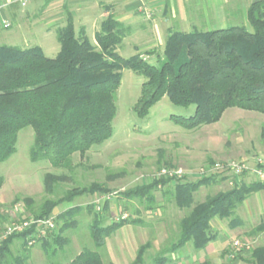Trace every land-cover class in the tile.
I'll list each match as a JSON object with an SVG mask.
<instances>
[{"label":"trees","instance_id":"trees-1","mask_svg":"<svg viewBox=\"0 0 264 264\" xmlns=\"http://www.w3.org/2000/svg\"><path fill=\"white\" fill-rule=\"evenodd\" d=\"M246 20L252 31L245 26L171 31L165 41L163 58H159V67L143 54L124 58L117 52L131 28L113 15L103 20L92 42L84 28L76 32L74 18L68 13L65 24L56 28L60 50L55 58L47 57L39 46L22 49L0 45V164L15 154L18 134L29 126L34 130L31 161H48L55 168H70L75 154L85 157L93 147L111 139L117 112L116 93L125 69L145 78L134 107L141 118L165 96L174 105L195 106V113L190 117H170L174 124L186 130L219 122L229 108L264 114V0L252 1ZM64 179L63 175L47 174L46 191L53 193L55 185ZM225 179L226 176L213 175L181 182L157 175L151 183L122 192L118 201L137 200L146 213L157 209L158 191L170 195L179 209L189 211L179 222L175 242L162 249L151 263L145 259L151 244L144 243L131 264H172V255L188 243L198 252L205 250L218 238L211 224L215 218L228 220L232 230L242 226L243 221L235 216V211L251 195L264 190L263 182L235 180L230 189L209 195L194 205L196 192L202 187L219 185ZM3 185L4 178L0 176V189ZM110 193L111 189L94 182L72 188L57 200L46 199L37 210L32 209L31 199L24 202L33 218L43 219L53 217L61 204H73L82 196ZM98 206V203L86 207L74 205L54 216L58 228L56 225L55 230L36 242L48 259L68 245L70 240L64 234L78 227L75 217L84 209L92 215L90 234L96 249L105 247L107 239L126 226L147 225L141 218L131 216L114 220L110 200L99 211ZM3 221L6 220L0 213V222ZM29 233L0 241V264H27L26 250L36 244L29 245ZM261 234H264V218L250 231L253 237ZM17 239L23 252L14 256L12 246ZM241 240L250 242L248 238ZM230 255L233 261L264 264V244L251 248L249 258L241 253ZM59 264L114 263H105L98 251L84 249L71 261Z\"/></svg>","mask_w":264,"mask_h":264},{"label":"rangeland","instance_id":"rangeland-1","mask_svg":"<svg viewBox=\"0 0 264 264\" xmlns=\"http://www.w3.org/2000/svg\"><path fill=\"white\" fill-rule=\"evenodd\" d=\"M244 1L246 0H239V13L230 16L226 23L216 22L211 24L212 28L205 26L201 29L215 30L245 26L248 31H252L246 20ZM24 10L30 11V7ZM11 25L9 29H5L0 18V45L22 49L39 46L49 58H55L58 54L60 44L57 40L56 28L63 25L57 26L51 35H45L42 28L32 32L25 28L20 29L15 22ZM23 25L25 27L26 20ZM79 30L77 28L76 32L78 33ZM126 38L117 52L122 57L129 58L138 54L134 50V45L140 44L143 38L138 40ZM142 53L144 51L140 52ZM144 58L159 67L161 65L159 58H163V50H160L152 60L147 55ZM144 81L143 76L132 70L122 71L121 85L116 93L117 112L113 121L112 138L102 145L93 147L85 157L75 154L70 168H55L48 161L32 162L30 151L34 143V130L30 126L22 129L18 134L15 154L0 164V176L4 178V185L0 189V213L4 216L5 223L16 222L19 218H31L33 215L28 212L24 200L31 199L32 209L37 210L46 199L57 200L72 188L98 182L111 189L112 193L82 196L73 204H61L54 210V216L74 205L86 207L90 203H98L103 206L106 200H110L114 220L131 216V218H141L147 225L126 226L108 238L105 247L96 249L90 234L92 215L84 209L75 217L78 227L65 232L64 236L70 242L63 250L48 259L40 245L36 243L34 247L26 250L27 264L67 263L84 249L98 251L105 263L114 260L117 264H131L137 249L147 242L152 248L147 252L145 259L147 263H151L162 249L169 247L178 239L179 222L189 211L179 209L170 195L158 191L156 192L157 209L153 213H146L137 200L130 203L124 200L118 201L122 192L137 185L151 183L163 168H182L187 174L180 181L193 182L200 177L193 175L192 172L210 163L238 160L253 166L258 160L264 159V114L229 108L219 122L186 130L174 124L170 117L171 115L190 117L195 113V106H177L165 96L150 109L146 117L141 118L136 115L134 107L140 97ZM47 174L65 177L55 185L53 193L46 191ZM226 178L219 185L202 187L196 192L194 205L203 202L209 195L230 189L236 178ZM239 180L248 183L256 181L249 174H244ZM258 196L260 195L257 193L251 195L248 202H255ZM17 204L20 205L22 212L12 215L10 211ZM125 206L127 210L124 209ZM242 207L243 205L239 206L235 211L236 217L239 216ZM211 224L214 230H217V240L207 249L199 252L188 243L178 253L172 255L174 261L177 260L176 264L181 262L199 264L204 260L215 264L213 253L217 252L218 257L221 258L225 250L220 252L219 250L225 239H229V245L225 249L230 253L224 254L223 260L225 257L229 258V254H233V242L244 237L234 234L236 231L228 228V220L221 221L215 218ZM56 225L58 228V224ZM140 231L142 233H139ZM248 239L251 248L264 244V237L250 236ZM210 248L212 251H209ZM250 251L242 252L241 256L249 258ZM21 252H23L21 241L17 239L12 246V253L18 256ZM179 256H182V259H179ZM186 256H191L194 262L187 261ZM224 264L229 263L224 261Z\"/></svg>","mask_w":264,"mask_h":264},{"label":"crops","instance_id":"crops-1","mask_svg":"<svg viewBox=\"0 0 264 264\" xmlns=\"http://www.w3.org/2000/svg\"><path fill=\"white\" fill-rule=\"evenodd\" d=\"M252 1H244L245 13ZM28 6L30 11L24 10ZM238 7L239 0H28L26 6L22 5V0H0V18L2 24L3 21L10 24L15 22L20 29L25 28L32 32L42 28L45 35H51L57 26L65 24L67 14L71 13L75 29L84 28L93 42L103 20L113 15L117 21L131 28L127 38L130 40L143 38L140 44L134 45V50L136 53L144 51L143 56L147 55L152 60L160 50H163L171 31L188 32L189 29H201L205 26L212 28L211 24L216 22L226 23L230 16L239 13ZM147 13L151 14L150 18ZM151 51L153 53L148 55L147 52ZM261 160L264 163V159ZM257 194L260 196L254 200L255 202L251 203L246 199L242 204L238 217L243 221V225L231 229L236 231L234 234L246 239L250 237V231L264 218V190ZM111 211L113 212V207ZM258 237L263 238L264 234ZM228 245L229 239H225L219 252L227 251L225 248ZM209 251H212V248ZM225 251L221 258L217 252L213 253L215 264H224V261H228L229 264H247L240 260L233 261L230 254L229 258L225 257L223 260ZM185 258L189 262L194 260L191 256ZM179 259H182V256H179ZM218 260L221 262L217 263ZM205 261L209 260L203 262ZM111 262L117 264L114 260ZM176 262L177 260L172 264Z\"/></svg>","mask_w":264,"mask_h":264},{"label":"built area","instance_id":"built-area-1","mask_svg":"<svg viewBox=\"0 0 264 264\" xmlns=\"http://www.w3.org/2000/svg\"><path fill=\"white\" fill-rule=\"evenodd\" d=\"M28 0H22V5L26 6ZM150 18L151 14L147 13ZM11 26L10 22L3 21V27L9 28ZM187 172L182 168H163L158 176L167 177L176 180L183 178ZM200 178L210 177L213 175L226 176L236 178L239 180L244 174H249L256 181L264 183V163L262 160H258L256 165L249 166L246 162L238 160H229L225 162H215L213 164H207L202 166L195 172H192ZM101 206L97 207L99 211ZM21 207L19 204L11 209L10 213L12 215L21 213ZM8 215V214H7ZM126 217V216H124ZM56 229V222L54 216L51 218L35 219L33 217L25 219L19 218L18 221H13L9 223L0 222V241L6 239L12 235L22 234L26 232L29 233V245H33L38 239L46 237L47 232H51ZM251 250V244L248 241H242L241 239L235 240L233 242V254L242 253Z\"/></svg>","mask_w":264,"mask_h":264}]
</instances>
